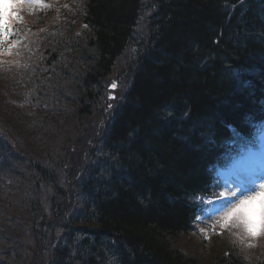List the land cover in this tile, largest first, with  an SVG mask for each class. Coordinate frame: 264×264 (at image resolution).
Masks as SVG:
<instances>
[{
	"label": "trees",
	"instance_id": "1",
	"mask_svg": "<svg viewBox=\"0 0 264 264\" xmlns=\"http://www.w3.org/2000/svg\"><path fill=\"white\" fill-rule=\"evenodd\" d=\"M44 3L0 51V264H264L183 244L264 118V0Z\"/></svg>",
	"mask_w": 264,
	"mask_h": 264
},
{
	"label": "snow or ice",
	"instance_id": "2",
	"mask_svg": "<svg viewBox=\"0 0 264 264\" xmlns=\"http://www.w3.org/2000/svg\"><path fill=\"white\" fill-rule=\"evenodd\" d=\"M26 4L28 6L50 7L44 3V0H0V51L10 52L18 43V41L10 39L14 34L18 35V31L13 27V22L22 19L19 10ZM9 5L13 9L12 12L7 10ZM252 127L255 132L251 139L241 137L240 133L233 129L236 138L233 143H240L244 156L238 163L248 170L249 182L255 184L257 179H264V122L253 124ZM259 188L261 191H253L250 195H244L224 213L222 227H228L231 224L242 229L248 236H255L258 228L264 230V202L259 209L251 207L258 197H264V183H260ZM235 195L234 191L222 192L219 198L231 204L232 201L228 197ZM237 235L240 234L237 233Z\"/></svg>",
	"mask_w": 264,
	"mask_h": 264
},
{
	"label": "rangeland",
	"instance_id": "3",
	"mask_svg": "<svg viewBox=\"0 0 264 264\" xmlns=\"http://www.w3.org/2000/svg\"><path fill=\"white\" fill-rule=\"evenodd\" d=\"M23 8H26L29 11H39L41 7L36 6V5L28 6L26 4ZM7 10L9 12H12L13 11V9H12V7L10 5L8 6ZM20 10H19V12H20ZM116 82H117V80L116 79H113V81L109 85V88H110V86L117 87V83ZM112 91H113V89H112ZM103 114H105V113H103ZM243 156H244V153H242L239 156V158L232 164L231 167H229L226 170H222L221 171L222 177L225 178L226 181L228 182L227 191L225 193H227V192H233L234 191L236 193V195L235 196H230L229 198H234L235 203L238 201V199L243 198L244 195H250L253 191H261V189L259 188V184L260 183H264V182H259L258 180H256L255 184L249 182V180L247 178L248 175H249L248 170L245 169L244 167L240 166L239 163H238L239 161L242 160ZM6 162H11V161H6ZM24 169H26V168H24ZM17 170H20L22 172L24 171L21 168H18ZM257 175H259V173H257ZM70 199H71V197H70ZM70 199H68V202L70 201ZM262 202H264V199L259 200V198H257V200L252 203L251 207L256 208V209H259L261 207ZM228 210H226L224 213H226ZM76 215H77V212L75 210H73L72 211V215L70 216L69 220H71L72 218H76ZM223 216H224V214L222 215V218H223ZM237 233H239L240 235L238 236ZM235 236L237 238H239V240L238 241H235V242L238 243V245L240 247L243 246V245H245V247L247 248V250L250 252V254L245 252L247 256H251L255 252H258L259 249H262L264 247L263 246L262 248H259L258 249V247H257L258 244H254L253 245L249 241V239H251L252 236H248L240 228H238V230L235 232ZM260 237H263V236L261 235V232L259 230H257V234L254 236V238H256L257 239V242H258V240H259ZM187 240L191 241L192 244H193V246L190 245V244H188L187 243ZM187 240L184 241L183 244L185 243V246L188 249L194 250V248H195V250L197 251V242L200 243V241H201L199 239V237L197 236V233H194V234L191 233L190 236H187ZM199 245H201V247L199 248V250H200V253L199 254H201L202 256H204L205 254L206 255H209L211 253V248H209L210 247V242H207L206 245H202V243H200ZM249 259H251V257H249Z\"/></svg>",
	"mask_w": 264,
	"mask_h": 264
},
{
	"label": "bare ground",
	"instance_id": "4",
	"mask_svg": "<svg viewBox=\"0 0 264 264\" xmlns=\"http://www.w3.org/2000/svg\"><path fill=\"white\" fill-rule=\"evenodd\" d=\"M256 13H257V12L254 13V16H255ZM133 29H134L135 32H138V33H139V32H145V28H143V27H142L139 23H137V22H134V23H133ZM123 49H124V50H123L124 52H128V50H126L125 47H123ZM124 52H123V53H124ZM127 54H128V53H126V55H127ZM137 54H138V53H137ZM126 55H124V56H126ZM126 57H127V56H126ZM231 125H232V124H231ZM219 161H221V160L219 159L218 162H219Z\"/></svg>",
	"mask_w": 264,
	"mask_h": 264
}]
</instances>
